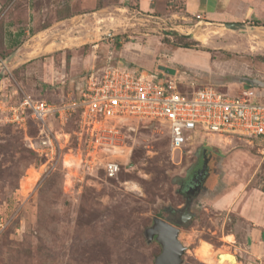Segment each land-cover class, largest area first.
Wrapping results in <instances>:
<instances>
[{
	"label": "rangeland",
	"instance_id": "rangeland-1",
	"mask_svg": "<svg viewBox=\"0 0 264 264\" xmlns=\"http://www.w3.org/2000/svg\"><path fill=\"white\" fill-rule=\"evenodd\" d=\"M184 1L0 0V264H154L162 247L146 231L155 217L178 227L181 264H207L196 255L203 242L227 250L231 264H248L222 245L227 233L244 239L234 229L238 216L217 211L210 199L236 187L264 191L255 139L200 135L172 150L161 124L114 121L109 131L96 125L78 133L73 115L47 121L57 148L49 161L33 148L37 125L7 121L24 95L56 104L78 96L84 75L106 62L153 70L158 63L182 84L230 95L252 88L244 79L264 82V17L251 16L248 6L264 0H228L223 19L186 14ZM7 19L21 30L14 54L2 42ZM108 161L120 167L113 177ZM262 239L251 264H264V230Z\"/></svg>",
	"mask_w": 264,
	"mask_h": 264
},
{
	"label": "built area",
	"instance_id": "built-area-1",
	"mask_svg": "<svg viewBox=\"0 0 264 264\" xmlns=\"http://www.w3.org/2000/svg\"><path fill=\"white\" fill-rule=\"evenodd\" d=\"M79 86L78 96L60 104L24 95L9 107L8 122L21 129L27 128L28 120L37 125L40 141L33 148L49 161L55 159L57 148L47 121L64 123L73 115L78 118V133L92 131L96 125L109 131L115 125H107L114 121L161 124L172 150L182 151L200 135L253 138L264 159V87L230 95L211 85L182 84L158 69L111 62L90 69ZM104 168L109 177L120 169L114 161L106 162Z\"/></svg>",
	"mask_w": 264,
	"mask_h": 264
},
{
	"label": "crops",
	"instance_id": "crops-1",
	"mask_svg": "<svg viewBox=\"0 0 264 264\" xmlns=\"http://www.w3.org/2000/svg\"><path fill=\"white\" fill-rule=\"evenodd\" d=\"M139 1L142 6L147 5L150 0ZM204 1L206 4H208V0ZM220 1L224 0H216V2L218 3ZM226 4V7L223 9L217 7H213L212 9H210V7L202 6L200 4V0L184 1L186 14L198 15L199 12H201L200 15L209 17V19H223V15L226 13V11H228L230 1L226 0ZM11 5L9 4L8 7L11 8ZM248 6L251 16L255 17L256 19H261V17H264V1H258L255 2V4ZM254 7L260 9L256 11V8L254 9ZM247 15H249V12ZM1 18H3V15H0V20ZM17 26L18 24L16 22H11V20L7 19L2 29L1 36L3 46L4 49L10 54H14L15 50L20 47V44L17 43V41L20 39L18 31L21 30H17ZM27 32V29L23 30V33ZM168 49L172 54L177 53L176 51L179 50V48H173L172 46H169ZM158 66V63L155 64V69H158ZM144 70L153 71V69ZM240 190L241 187H236L235 189H232L229 192L223 193L222 195H217L216 197L210 199V202L212 207L215 208L217 211H231L236 216H238V223H236L235 225L240 226L234 229L237 231L244 230V239L241 241H237L234 233H227L226 235L224 234L222 236L224 241L222 245L231 248V250L234 249L236 251L237 254H235L234 256L237 260V263L238 261L246 262V260H248V264H251L250 260L260 256L261 243L263 242L262 231L264 230V191L255 188L245 189L244 191ZM241 225H244V227L242 228ZM226 237H231V239L227 240Z\"/></svg>",
	"mask_w": 264,
	"mask_h": 264
},
{
	"label": "water",
	"instance_id": "water-1",
	"mask_svg": "<svg viewBox=\"0 0 264 264\" xmlns=\"http://www.w3.org/2000/svg\"><path fill=\"white\" fill-rule=\"evenodd\" d=\"M224 26L236 29L240 26V23H225ZM158 70L169 74L174 73L173 68L163 65H159ZM244 80L250 87H264V82L262 81L251 79ZM189 217L190 215L183 216L182 219L186 220ZM153 221V226L147 229L146 236L149 240L155 236L162 247L154 264H181V256L184 253V246L178 240V227L169 221L157 217H155Z\"/></svg>",
	"mask_w": 264,
	"mask_h": 264
},
{
	"label": "bare ground",
	"instance_id": "bare-ground-1",
	"mask_svg": "<svg viewBox=\"0 0 264 264\" xmlns=\"http://www.w3.org/2000/svg\"><path fill=\"white\" fill-rule=\"evenodd\" d=\"M196 253L197 257L207 264H231L229 260L232 259V255L227 250H214L209 243L203 242L197 248Z\"/></svg>",
	"mask_w": 264,
	"mask_h": 264
},
{
	"label": "trees",
	"instance_id": "trees-1",
	"mask_svg": "<svg viewBox=\"0 0 264 264\" xmlns=\"http://www.w3.org/2000/svg\"><path fill=\"white\" fill-rule=\"evenodd\" d=\"M176 34H178L177 32H175ZM186 35H183L182 37H185ZM196 43V42H195ZM180 47H184V48H190L189 44L187 43H183L182 45H179ZM115 64V63H113ZM30 121V120H29ZM31 122V121H30Z\"/></svg>",
	"mask_w": 264,
	"mask_h": 264
}]
</instances>
